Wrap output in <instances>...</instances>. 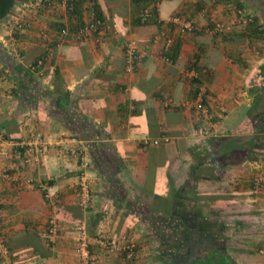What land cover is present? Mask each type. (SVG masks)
Masks as SVG:
<instances>
[{"label": "crops", "instance_id": "crops-1", "mask_svg": "<svg viewBox=\"0 0 264 264\" xmlns=\"http://www.w3.org/2000/svg\"><path fill=\"white\" fill-rule=\"evenodd\" d=\"M38 2H17L12 15L25 14L27 26L15 41L5 43V23L0 28V150L10 152L0 157V264H79V227L96 264H165L166 229L185 230L189 213L197 231L210 233V245L200 244L193 258L204 252L264 264V187L254 184L264 177V36L247 26L210 33L239 11L263 24L264 0H75L73 17L60 0ZM144 7L157 11L145 25ZM98 11L103 25L84 42L58 37L60 28L75 31ZM173 15L196 30L169 24L167 38L155 43ZM133 40L145 53L128 71L125 45ZM41 58L42 70L34 66ZM201 91L205 111L196 108ZM38 132L50 144L24 165L17 144ZM65 136L79 137L71 151L57 145ZM164 137L167 144L143 142ZM84 175L87 207L79 201ZM206 215L218 223H198ZM220 215L228 221L212 218ZM172 216L176 226L167 224ZM101 239L133 243L135 254L111 253Z\"/></svg>", "mask_w": 264, "mask_h": 264}, {"label": "built area", "instance_id": "built-area-1", "mask_svg": "<svg viewBox=\"0 0 264 264\" xmlns=\"http://www.w3.org/2000/svg\"><path fill=\"white\" fill-rule=\"evenodd\" d=\"M37 3L38 0H36ZM60 9L64 10L69 16L73 17L76 15L75 13V0H60L59 2ZM25 14L19 13L17 15H11L6 22L5 29L8 32V40L5 43L8 44V41H15L14 36L17 33H21L26 30L27 24L25 23ZM152 17V9L150 7L143 8L139 13V18L142 23L147 22ZM253 18L249 16H245L243 12L239 11L238 16L232 22H217L214 28L210 29V33L213 35H222L234 27H244L247 26L248 23L252 22ZM169 24H173L179 28V30L183 33H193L196 30V26L193 21L184 18L181 15H173L167 22H162V29L155 36L154 42L159 43L160 41L167 38L168 34L166 31V26ZM103 25V22L100 20H94L89 23H85L78 27L75 31H72L69 26H64L57 31V35L61 40H66L69 37H74L77 42H84L87 37L91 34L98 32ZM46 32V31H44ZM44 38H48V34L44 33ZM50 40V39H49ZM143 51L139 49L137 41L133 40L128 42L125 45V63L128 71H132L134 68V64L136 61L141 59L144 56ZM12 54V53H11ZM166 61L170 62L168 57H164ZM45 65V59H38L37 63L34 64L35 68H42ZM194 74V73H192ZM203 93L202 91L198 93L196 108L205 111V105L203 104L202 99ZM145 145H162L167 144L169 142L168 137L155 139V140H144ZM79 139L74 136H65L58 141L57 145L65 148V150L72 149L70 147L71 144H78ZM50 144V138L47 137L43 132H38L33 135V139L20 141L17 146L20 149V157L24 165H32L36 160H38L39 156L43 154V150L46 146ZM71 151V150H69ZM73 155L77 158L81 159L84 162V157H82V151H74ZM10 156V152L2 148L0 150V157L6 158ZM85 167L86 165L83 164ZM2 178L9 177V174L4 171L1 174ZM256 188L263 189L264 187V177L256 178L254 181ZM79 201L81 206L87 207L92 200V193L90 188V180L84 175L80 180V191H79ZM60 231V223L56 216H53L49 222V234L55 238L58 236ZM99 243L108 249L111 253H121L124 251H128V254L133 256L135 244L130 243L126 246H118V244L110 243L105 239L99 240ZM0 244H3L0 236ZM76 252L79 259V264H96V259L92 254L89 243V236L87 230L84 227H79L78 229V238L76 243Z\"/></svg>", "mask_w": 264, "mask_h": 264}, {"label": "trees", "instance_id": "trees-1", "mask_svg": "<svg viewBox=\"0 0 264 264\" xmlns=\"http://www.w3.org/2000/svg\"><path fill=\"white\" fill-rule=\"evenodd\" d=\"M18 1L19 0H0V28L4 25V23L6 24V22L8 21L9 17L12 15ZM144 8H146V7H144ZM41 10H42V8H41ZM155 10L152 11V17L145 23L141 22V24H144V25L149 24V23H151L152 19H157L156 18L157 11H155ZM76 12L77 11H76V2H75V13ZM258 19L259 18L257 16L255 18H253L252 22L248 23L246 29L249 28V30H252L254 32L259 33L261 35L260 36V39H261L264 36V23L258 24L257 23ZM95 20H100L102 22L104 20L99 11H98V14L96 15ZM158 24L161 25V22ZM214 26L211 28L213 29ZM254 26H255V28L253 29ZM261 28H263V29H261ZM256 41H259V40H256ZM5 58H6V61L8 62V64H9V62L11 64V61L15 62V60H14L15 58L8 55V54H7V56H5ZM10 58H11V61H10ZM77 138H79V137H77ZM207 155H208V153H207ZM179 220L180 219L177 216H172L171 218H169V221H167V224L170 226L171 225L176 226V224H177V222H179ZM166 231L167 232L165 233V235L167 236V238L163 239V241L166 243V247L165 246L162 247L161 253L166 255L171 261L172 260L171 258L176 256V250L177 251L180 250V248H179L180 245H179V247L177 246L178 245V243H177L178 239L176 238L178 231H171L169 229H166ZM176 243H177V245H176ZM203 253H200V255H198L195 258H191V259L187 260V262L185 261V263H183V264H232V263L228 262L226 259H221V258L219 259L215 256L213 257L212 253L209 255L207 253H204V254ZM134 254H135V252H134ZM177 256L180 257V255H177ZM170 261H168V262L166 261L165 264H174V263H171ZM161 263L164 264V262H161Z\"/></svg>", "mask_w": 264, "mask_h": 264}, {"label": "flooded vegetation", "instance_id": "flooded-vegetation-1", "mask_svg": "<svg viewBox=\"0 0 264 264\" xmlns=\"http://www.w3.org/2000/svg\"><path fill=\"white\" fill-rule=\"evenodd\" d=\"M192 214L193 213H189L186 215L187 217H184L185 222L183 224V227L185 228V230H179L176 237L179 241H177V243L180 245L179 248L184 254H180V257L177 255L172 257V260L170 261L171 263H179L182 257L185 258V256L187 260L193 258V254L201 250L200 244L206 243L210 245V233L199 232L195 229L196 227L194 220L196 219Z\"/></svg>", "mask_w": 264, "mask_h": 264}, {"label": "rangeland", "instance_id": "rangeland-1", "mask_svg": "<svg viewBox=\"0 0 264 264\" xmlns=\"http://www.w3.org/2000/svg\"><path fill=\"white\" fill-rule=\"evenodd\" d=\"M263 10H264V9H263ZM263 10L260 9V11H259V12H261V17H262V18H264V11H263ZM259 41H260V40H259ZM259 41H257V42L259 43ZM262 42H263V44H264V41H262ZM259 48H262V49H263V46H262V47L259 46ZM201 217H202V216H201ZM216 217H217V218H220V224L222 223L221 221H222L223 219H224L223 221H225V220L228 221V219L223 218V217H224L223 215H222V216H221V215H220V216H213L212 218L214 219V221H216V219H217ZM204 219H206L208 222H210V224L212 223L213 225H214L216 222L218 223V221H216V222H212V221H211V218H210L209 216H207V215H206V217H202L201 220L198 219V220H199L198 223H202V220H204ZM212 224H211V225H212ZM216 225H217V224H216ZM216 228L219 229V230H221L222 226H221V225H217ZM219 233H220V235H221V237H222L223 231H220ZM220 235H219V236H220ZM204 239H205V238H204ZM168 261H170V259H168Z\"/></svg>", "mask_w": 264, "mask_h": 264}]
</instances>
